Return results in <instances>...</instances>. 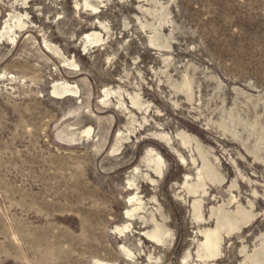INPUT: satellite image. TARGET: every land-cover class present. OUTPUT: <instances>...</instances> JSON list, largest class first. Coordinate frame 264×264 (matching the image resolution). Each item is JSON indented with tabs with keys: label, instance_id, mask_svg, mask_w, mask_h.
Returning a JSON list of instances; mask_svg holds the SVG:
<instances>
[{
	"label": "rangeland",
	"instance_id": "374dc122",
	"mask_svg": "<svg viewBox=\"0 0 264 264\" xmlns=\"http://www.w3.org/2000/svg\"><path fill=\"white\" fill-rule=\"evenodd\" d=\"M0 31V264H202L237 212L207 264H264V0H0Z\"/></svg>",
	"mask_w": 264,
	"mask_h": 264
},
{
	"label": "bare ground",
	"instance_id": "6f19581e",
	"mask_svg": "<svg viewBox=\"0 0 264 264\" xmlns=\"http://www.w3.org/2000/svg\"><path fill=\"white\" fill-rule=\"evenodd\" d=\"M85 7L88 8L89 6L86 4ZM90 10L95 11L94 8H91ZM10 30L11 29L9 28L8 32H10ZM9 34H11V33H9ZM47 51H49V50H47ZM59 88L61 90V94L65 95L66 97L75 98L77 96L78 91L74 87L72 88L69 85L65 86L64 84H62V85H60ZM53 94L57 95V92L54 91ZM104 94L106 97L109 95V93L107 91H104ZM90 132H91L90 130H86L84 132V134L88 136L90 134ZM181 160L183 161V158H181ZM148 161L149 162L151 161L150 163L156 165V167L158 169V175L160 176V174H161V168L160 167L162 165L161 158L156 157V159L152 158L151 160H148ZM200 181H202L201 178H200ZM192 193L195 194V190H193ZM128 204L133 208L131 210L125 212L124 217H125V220H127L128 222H126V224L123 226V228H121V229L116 228L115 229L119 235H121V234L123 235V232L126 233L129 231L128 229H130L132 226L131 222L135 220L133 215H136L137 212L142 210V203H140V201H138V199H136L135 197L128 199L127 205ZM239 215H240V219L239 218H233V216H231L227 213H222V214H220L219 219H216L215 230H213V231L208 230V231L200 232L201 236H202L201 239H203V242H201L198 245V251H196V253L198 254L197 257L201 260L202 264H207V263L218 260V256L220 253V252H218V250L220 248V243H221L222 239L225 238L224 234L229 235L233 231L240 230V228L243 224L250 222L251 219H246L247 216L245 213L237 212L238 217H239ZM198 220H202V219H198ZM151 222L153 223V228H152L153 230L151 232H144L142 237H144L146 240H148V242L153 243L157 247H161L164 244L163 239L165 238L166 232L162 228V225L158 224L155 221V219L152 218ZM122 249L125 250L124 248H122ZM130 254H131L130 252L126 251V256L130 257ZM95 264H103V263L96 262Z\"/></svg>",
	"mask_w": 264,
	"mask_h": 264
}]
</instances>
